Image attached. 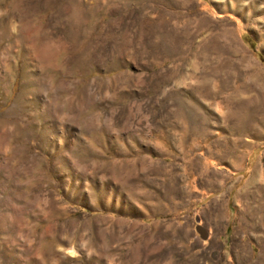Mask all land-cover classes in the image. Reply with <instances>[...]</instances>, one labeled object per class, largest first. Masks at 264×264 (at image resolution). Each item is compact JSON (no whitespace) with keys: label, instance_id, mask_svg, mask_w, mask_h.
Segmentation results:
<instances>
[{"label":"rangeland","instance_id":"1","mask_svg":"<svg viewBox=\"0 0 264 264\" xmlns=\"http://www.w3.org/2000/svg\"><path fill=\"white\" fill-rule=\"evenodd\" d=\"M0 264H264V0H0Z\"/></svg>","mask_w":264,"mask_h":264},{"label":"water","instance_id":"2","mask_svg":"<svg viewBox=\"0 0 264 264\" xmlns=\"http://www.w3.org/2000/svg\"><path fill=\"white\" fill-rule=\"evenodd\" d=\"M196 232L199 234L202 240H206L208 238V232L199 225L196 227Z\"/></svg>","mask_w":264,"mask_h":264}]
</instances>
